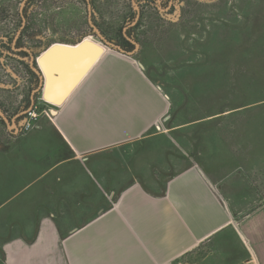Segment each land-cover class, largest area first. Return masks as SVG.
<instances>
[{
    "label": "crops",
    "instance_id": "1",
    "mask_svg": "<svg viewBox=\"0 0 264 264\" xmlns=\"http://www.w3.org/2000/svg\"><path fill=\"white\" fill-rule=\"evenodd\" d=\"M109 52L0 130V264H264V198L233 145L168 124L170 97L145 68L101 67L127 60Z\"/></svg>",
    "mask_w": 264,
    "mask_h": 264
},
{
    "label": "rangeland",
    "instance_id": "2",
    "mask_svg": "<svg viewBox=\"0 0 264 264\" xmlns=\"http://www.w3.org/2000/svg\"><path fill=\"white\" fill-rule=\"evenodd\" d=\"M22 2L0 0L1 43L17 33ZM42 4L32 2L33 20L19 35L32 45L34 55L52 42L83 38L87 24L81 18L76 20L71 10H65L54 16L56 21L46 22ZM141 4L134 31L141 43L136 59L173 102L168 124H199L209 129L207 140L213 144L222 133L223 142L233 145L236 160L255 177L264 198V0H174L167 12L155 0ZM132 10L130 0H110L109 20L99 24L108 40L118 39ZM94 38L86 37L100 41ZM4 48H0V108L14 117L30 95L29 65L7 55ZM112 57L101 67H137L127 56V60ZM248 129L254 131L253 144L247 143ZM0 130L4 133L1 120Z\"/></svg>",
    "mask_w": 264,
    "mask_h": 264
},
{
    "label": "water",
    "instance_id": "3",
    "mask_svg": "<svg viewBox=\"0 0 264 264\" xmlns=\"http://www.w3.org/2000/svg\"><path fill=\"white\" fill-rule=\"evenodd\" d=\"M24 4V0L21 5ZM20 9V10H21ZM100 41L87 40L86 37L74 42L65 44L52 42L43 48L37 55L30 54L28 65L30 69L38 76V86L32 90L30 105L25 111L34 109L35 97H40L44 101L51 102L55 105H60L67 98L69 93L77 86L87 72L107 54L104 47L108 51L118 52L129 57L135 62L137 67L144 68L143 64L136 59L137 51L140 47L139 43L127 35L126 38L134 45L131 50H124L116 40L105 39L100 31L95 27ZM20 30L17 31V38ZM76 43L79 45L75 46ZM134 57V58H133ZM22 111V112H25ZM21 112V113H22ZM17 113L15 116L19 115ZM0 116L8 122L7 117L0 109ZM11 119L12 129H19L16 121Z\"/></svg>",
    "mask_w": 264,
    "mask_h": 264
},
{
    "label": "flooded vegetation",
    "instance_id": "4",
    "mask_svg": "<svg viewBox=\"0 0 264 264\" xmlns=\"http://www.w3.org/2000/svg\"><path fill=\"white\" fill-rule=\"evenodd\" d=\"M36 0H24V4L22 6V9L19 10L20 15V26L19 29L20 32L16 39L15 35L10 36V42L2 41L5 46H3L0 42V48L5 49V53L11 57H15L18 60L21 61H28L30 54H34V49L30 43H26L21 41L19 35H22L27 27V25L30 23L31 20H33L30 17V11L32 9V2ZM42 4V12H44V16L42 18L46 22L50 21H56L57 15L62 16L61 14L65 10H71L74 14L75 19L81 18L86 24L87 28L85 31L82 32L81 37H98L97 33L94 30L95 26L100 33L104 36L105 39H109L110 37L107 35V32L99 25L101 22H105V20H109V7H110V0H103L100 2L99 0H40ZM143 0H130L131 6L133 7V15H131L123 25L121 31L118 34V39L116 42L118 43V40H120V33L126 38L125 35L128 37H131L130 34L135 27V29L138 27V21L141 18V10H142V3ZM158 6L162 7V9L167 12L173 6L174 0H155ZM67 6V7H66ZM80 9H83L80 11ZM82 13L80 16L79 14ZM107 14V15H106ZM102 16V17H101ZM102 18V19H101ZM19 37V38H18ZM41 38V37H38ZM80 38V37H78ZM132 38V37H131ZM127 39V38H126ZM112 40V39H111ZM119 44V43H118ZM141 46V43L139 44ZM122 46L125 47V43H122ZM31 92L28 98V105L26 107L21 108L19 111V115L15 116L14 120L16 121L17 125L19 124L20 120H24L26 112L25 111L28 106L30 105V98H31ZM35 97V104L34 109L37 108L36 101H37V94H34ZM1 109V108H0ZM2 112L7 117L8 122H5V120L0 116V120L5 125L11 124V119L13 117L9 116L7 112H5L2 108ZM22 112V113H21ZM17 114V113H16ZM19 127V125H18Z\"/></svg>",
    "mask_w": 264,
    "mask_h": 264
},
{
    "label": "trees",
    "instance_id": "5",
    "mask_svg": "<svg viewBox=\"0 0 264 264\" xmlns=\"http://www.w3.org/2000/svg\"><path fill=\"white\" fill-rule=\"evenodd\" d=\"M134 31H135V27L133 28L130 36L140 44V38L137 36V34ZM78 40L79 39H75L71 41V43H74ZM118 43L124 50H131L134 47V45L128 39H126L121 33H120V40H118ZM122 43H125V47L122 46ZM27 72L29 73V78H30L29 91H32L38 86L39 79H38V76L29 67H27ZM257 76L259 77L260 75L257 74ZM27 105H28V102H26L23 107H26ZM35 110H37V108Z\"/></svg>",
    "mask_w": 264,
    "mask_h": 264
},
{
    "label": "built area",
    "instance_id": "6",
    "mask_svg": "<svg viewBox=\"0 0 264 264\" xmlns=\"http://www.w3.org/2000/svg\"><path fill=\"white\" fill-rule=\"evenodd\" d=\"M88 37L95 39L93 36H88ZM35 117H36L35 109H33L32 111H28L27 117H25V119L23 120L22 127L28 129L29 127L33 126L32 119ZM157 126H159V124Z\"/></svg>",
    "mask_w": 264,
    "mask_h": 264
},
{
    "label": "bare ground",
    "instance_id": "7",
    "mask_svg": "<svg viewBox=\"0 0 264 264\" xmlns=\"http://www.w3.org/2000/svg\"><path fill=\"white\" fill-rule=\"evenodd\" d=\"M87 40H91V39H87ZM57 44V43H56ZM106 48V47H105ZM105 50V49H104Z\"/></svg>",
    "mask_w": 264,
    "mask_h": 264
}]
</instances>
